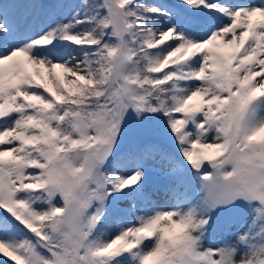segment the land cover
Returning <instances> with one entry per match:
<instances>
[{
    "label": "snow or ice",
    "instance_id": "6c2138e0",
    "mask_svg": "<svg viewBox=\"0 0 264 264\" xmlns=\"http://www.w3.org/2000/svg\"><path fill=\"white\" fill-rule=\"evenodd\" d=\"M0 259L264 264V0H0Z\"/></svg>",
    "mask_w": 264,
    "mask_h": 264
},
{
    "label": "rangeland",
    "instance_id": "374dc122",
    "mask_svg": "<svg viewBox=\"0 0 264 264\" xmlns=\"http://www.w3.org/2000/svg\"><path fill=\"white\" fill-rule=\"evenodd\" d=\"M168 2L175 3V0H168ZM159 199H160L161 205H165L166 204V201H165L163 195H161V197ZM113 234H114V232H113ZM0 264H4V260L0 259Z\"/></svg>",
    "mask_w": 264,
    "mask_h": 264
}]
</instances>
